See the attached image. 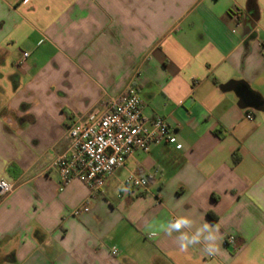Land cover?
Returning a JSON list of instances; mask_svg holds the SVG:
<instances>
[{"label":"crops","instance_id":"0c3cea01","mask_svg":"<svg viewBox=\"0 0 264 264\" xmlns=\"http://www.w3.org/2000/svg\"><path fill=\"white\" fill-rule=\"evenodd\" d=\"M255 3L252 19L247 0H0V181L14 187L0 197V264H264V0ZM130 84L143 116L164 119L182 150L133 154L98 195L78 181L60 190L52 164L67 129ZM240 91L259 108L240 104ZM129 176L147 189L117 198ZM180 216L194 221L189 234L218 225L219 252H180L179 233L160 227Z\"/></svg>","mask_w":264,"mask_h":264},{"label":"built area","instance_id":"2783aa9c","mask_svg":"<svg viewBox=\"0 0 264 264\" xmlns=\"http://www.w3.org/2000/svg\"><path fill=\"white\" fill-rule=\"evenodd\" d=\"M231 15L236 27H239L241 11L234 8ZM27 57V53L22 54V59ZM246 118L251 119V116ZM64 140L66 150L52 164L58 173L60 190L78 181L92 195L100 194L107 180L120 171L133 154L148 153L158 145L170 146L175 151L182 150L174 129L164 119L151 121L143 116V103L132 84L116 97L105 96L101 113L93 112L76 118L67 129ZM147 187L146 178L129 176L122 183L117 198H121L123 192L145 191ZM13 191V185L0 181V197H6ZM88 212L85 203L73 209L71 216L79 217ZM227 244H235L233 236L227 238ZM117 254L116 249L111 251L112 256Z\"/></svg>","mask_w":264,"mask_h":264},{"label":"clouds","instance_id":"9594fccd","mask_svg":"<svg viewBox=\"0 0 264 264\" xmlns=\"http://www.w3.org/2000/svg\"><path fill=\"white\" fill-rule=\"evenodd\" d=\"M194 221L188 216H180L174 220L161 224L160 227L169 236L173 232L179 233L176 237V241L179 246L180 252H186L190 246L197 244H204V251L208 255H215L219 252V246L217 241L220 239L218 225H212L208 222H204L198 227L195 232L189 234V231L193 228ZM153 235H156L153 232Z\"/></svg>","mask_w":264,"mask_h":264},{"label":"water","instance_id":"95a60500","mask_svg":"<svg viewBox=\"0 0 264 264\" xmlns=\"http://www.w3.org/2000/svg\"><path fill=\"white\" fill-rule=\"evenodd\" d=\"M236 87V83H229L228 85H225L222 87L223 90H229L234 89ZM241 94V102L240 104H245L246 102L252 103L256 108H259V102L255 98H253L250 94L240 91Z\"/></svg>","mask_w":264,"mask_h":264},{"label":"trees","instance_id":"16d2710c","mask_svg":"<svg viewBox=\"0 0 264 264\" xmlns=\"http://www.w3.org/2000/svg\"><path fill=\"white\" fill-rule=\"evenodd\" d=\"M247 13L252 19H256L258 17L255 0H247Z\"/></svg>","mask_w":264,"mask_h":264}]
</instances>
